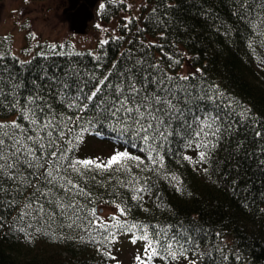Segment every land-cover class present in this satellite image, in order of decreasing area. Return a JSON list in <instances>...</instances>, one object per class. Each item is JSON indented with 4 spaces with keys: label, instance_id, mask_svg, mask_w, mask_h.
Returning a JSON list of instances; mask_svg holds the SVG:
<instances>
[{
    "label": "snow or ice",
    "instance_id": "snow-or-ice-1",
    "mask_svg": "<svg viewBox=\"0 0 264 264\" xmlns=\"http://www.w3.org/2000/svg\"><path fill=\"white\" fill-rule=\"evenodd\" d=\"M239 2L245 10L252 9L254 3L258 18L264 12V0ZM108 4L132 8L126 0H108ZM106 7L103 2L99 4L101 10ZM247 14L251 17L254 13ZM122 21L119 27L128 34L133 21L139 22L140 17L123 16ZM145 22L159 30L161 39H166L165 19L157 18L155 7ZM96 27L104 33L110 31L99 23ZM147 31L146 27L137 28L136 35H146ZM111 32V36L99 40L102 55L77 52L73 44H47L53 55H89L95 65L92 68L69 59L59 66L40 64L33 75L28 67L31 60L17 61L16 57L0 52V113L12 117L0 119V228L8 226L6 217L15 212L10 227L26 239L34 233L55 238L45 228L59 219L67 222L62 227H78L87 232V242L98 245L97 252L110 260L116 258L110 250L101 248L108 249L120 234H125L130 235L132 243L145 242L144 255L135 257L137 264H154L156 258L165 264H178L181 258L187 264H245L243 255L235 248L229 251L219 231L186 228L179 222L175 230L172 225L165 229L154 226L150 236L147 224L120 218L127 216L130 208L115 204L119 216L114 214L105 220L94 206L88 182L96 181L97 176L107 173L109 182L127 187L134 193L132 200L142 201V194L152 184L134 170L165 173V156L180 154L185 160L192 159L183 156L185 149L195 151L199 162L204 163L224 139L252 119L247 109L238 112L235 101L217 85L198 76L200 69L185 72L180 53L165 51L167 44L129 40L128 44L139 47L122 52L117 49V57L110 59L105 46L125 39L124 35H116L115 30ZM27 35L37 39L35 32L29 31ZM37 47H41L39 42ZM153 48L159 50V57L151 51ZM37 56L48 59L43 51ZM8 59L11 62L5 63ZM252 131L261 138L254 155L257 169L264 172V158H260L264 156V132L255 127ZM86 135L111 139L110 155L106 159L79 158L76 153ZM240 147L237 142V149ZM122 176L127 179H121ZM171 178L176 180L175 176ZM230 183L233 191H248L249 181L245 177H233ZM111 194L118 195L115 191ZM28 220L32 222L26 223ZM209 236L221 239L225 247L213 243L210 250L200 251L201 243ZM190 252L194 258L189 257Z\"/></svg>",
    "mask_w": 264,
    "mask_h": 264
},
{
    "label": "trees",
    "instance_id": "trees-1",
    "mask_svg": "<svg viewBox=\"0 0 264 264\" xmlns=\"http://www.w3.org/2000/svg\"><path fill=\"white\" fill-rule=\"evenodd\" d=\"M252 2L253 0H249V3ZM104 3L107 7L99 10V16L106 21L123 11H127L128 16L140 17L139 22L133 21L130 33L125 34L120 27L115 32L116 35H124L125 39L105 46L110 59L117 57V49L122 52L126 48L139 47V44H128L129 40L135 42L137 39H144L145 43L154 40L167 44L168 47L164 50L180 53L182 65L188 63L190 66L188 72L200 69L198 76L217 85L222 93L235 101L234 106L238 112L247 109L252 119L247 126H241L238 131L224 139L204 163L199 162L195 151L185 149L183 156H191L192 159L185 160L180 154L165 156V173L134 170L136 175L149 178L152 184L149 191L142 194V201L132 200L134 193L127 187L109 182L107 173L97 176L96 181L88 182L94 206L98 208L101 216L104 206L115 208V213L102 216L105 220L114 214L119 216L115 204L130 208L127 216L120 218L127 219L130 223L147 224L150 236L154 226L159 225L161 229H165L172 225L175 230L179 227V222H183L186 228L199 227L208 232L219 231L229 251L235 248L243 255L245 264H264V211L258 210L264 209V196L261 195L264 193V172L257 169V157L254 155L258 151L257 145L261 143V138L255 137L252 131L255 127L264 132V12L259 13L258 18L255 15L254 3L252 9L245 10L239 0H142L139 10L136 11L123 6L117 8L108 4V0ZM143 4L147 7H143ZM153 7L157 9V18L165 19L166 39H161L159 30H154L145 22ZM248 11L254 14L250 17ZM122 17L118 20L120 24L123 22ZM140 27H146L148 31L146 35L137 37V28ZM4 37L6 35L0 36V52L9 57H16L17 61L31 60L32 64L28 67L32 68L33 75L40 64L59 66L68 63L69 59L88 68L95 66L89 55L69 58L53 55L51 50L47 49V44L50 43L73 44L69 39L42 41L39 43L41 47L35 45L34 55L29 59H21L10 47L11 39ZM98 43L85 48L73 45L77 52L92 51L102 55ZM25 49L30 48L22 49L21 53L27 52ZM41 51L48 56L47 61L37 56ZM151 51L157 57L160 56L159 50L153 48ZM8 62H11L10 59L5 60V63ZM11 118V115L0 113V119ZM92 140L107 146L109 153L88 151L89 145L94 147ZM237 142L241 144L239 150ZM112 148L111 139L86 135L76 155L81 159H106ZM225 175L227 179L224 178ZM172 176H175L176 180H172ZM233 177L238 180L245 177L249 181L248 191H233L230 183ZM121 179L127 177L122 176ZM114 191L118 195L111 194ZM91 206L93 205H89ZM15 216V212L8 215V226L0 228V264H125L124 255L133 253L130 235L120 234L118 240L108 249L101 248V251L110 250L111 255L116 258L107 259L97 252L98 245L87 242V232L78 227H62L61 225L67 222L59 219L45 228V231L53 233L55 238L52 235L34 233L31 239H26L23 233L10 227ZM19 226L17 223V227ZM136 234L139 235V232ZM81 236L85 237V240L82 241ZM221 239L209 236L206 242L201 243L199 250H210L213 243L225 247ZM143 243L145 244L144 241L137 240L134 246L136 248V245ZM137 255L143 256L144 250L140 254H134L135 257ZM189 257L194 258L191 252ZM154 264H165V261L156 258ZM167 264L177 262L168 261ZM178 264L187 262L181 258ZM201 264L204 262L201 261Z\"/></svg>",
    "mask_w": 264,
    "mask_h": 264
},
{
    "label": "rangeland",
    "instance_id": "rangeland-1",
    "mask_svg": "<svg viewBox=\"0 0 264 264\" xmlns=\"http://www.w3.org/2000/svg\"><path fill=\"white\" fill-rule=\"evenodd\" d=\"M90 6L94 11L93 18L88 21L86 30L82 33H76L73 30L72 23V2L70 0H0V36L6 35L11 39V48L13 52L19 54L21 59H29L36 52L37 42L43 40L64 41L71 40L79 48L93 47L105 35L112 34L111 30H119V21L123 15H129L127 11L120 12L111 20H104L99 16V4L106 0H90ZM126 3L132 5V10L136 11L142 4V0H126ZM136 8V9H135ZM139 10V9H138ZM100 24L103 29L110 30L108 33L97 29ZM29 31L36 33V40L30 38ZM30 48L29 51L21 53L22 49ZM183 70L188 72L190 66L186 63ZM93 142V143H92ZM89 145L90 152L105 151L109 153L107 146L101 145L98 141L92 140ZM96 145V147H95ZM95 148V149H93ZM115 208L106 205L102 209V216L115 213ZM145 244H138L136 248L132 243V254L124 255L125 264H137L133 259L134 254H140L144 250Z\"/></svg>",
    "mask_w": 264,
    "mask_h": 264
},
{
    "label": "water",
    "instance_id": "water-1",
    "mask_svg": "<svg viewBox=\"0 0 264 264\" xmlns=\"http://www.w3.org/2000/svg\"><path fill=\"white\" fill-rule=\"evenodd\" d=\"M76 1L70 0L72 2V7L76 6ZM90 0H85L81 5L77 6L74 11H72V23L71 26L76 32H84L87 28L88 21L93 18L94 12L91 6L88 4Z\"/></svg>",
    "mask_w": 264,
    "mask_h": 264
},
{
    "label": "flooded vegetation",
    "instance_id": "flooded-vegetation-1",
    "mask_svg": "<svg viewBox=\"0 0 264 264\" xmlns=\"http://www.w3.org/2000/svg\"><path fill=\"white\" fill-rule=\"evenodd\" d=\"M77 3H76V7L77 6H79V5H81V3H83L84 1L83 0H78V1H76Z\"/></svg>",
    "mask_w": 264,
    "mask_h": 264
}]
</instances>
